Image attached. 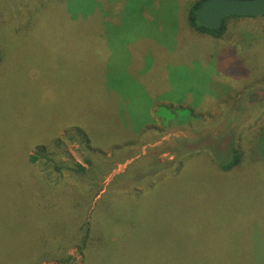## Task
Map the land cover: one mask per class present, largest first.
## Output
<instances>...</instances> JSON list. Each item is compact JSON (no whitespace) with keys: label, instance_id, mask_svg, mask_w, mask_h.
I'll use <instances>...</instances> for the list:
<instances>
[{"label":"rangeland","instance_id":"rangeland-1","mask_svg":"<svg viewBox=\"0 0 264 264\" xmlns=\"http://www.w3.org/2000/svg\"><path fill=\"white\" fill-rule=\"evenodd\" d=\"M103 1L104 39L97 22L83 20L91 0H0V183L25 193L0 194V264H30L50 230L81 218L66 202L52 220L39 210L45 196L17 172L28 149L60 165L79 193L100 186L89 212L102 240L86 264H264V162L253 159V140L264 135V15L226 18L215 40L188 26L199 0ZM120 101L140 125L128 151L82 145L80 125L97 142L118 137ZM174 115L187 122L159 124ZM229 133L245 158L233 171L202 154L179 176L140 179L151 166L176 172L180 142ZM77 166L90 177L85 189ZM34 170L53 178L40 160ZM76 247L35 264H82Z\"/></svg>","mask_w":264,"mask_h":264},{"label":"trees","instance_id":"trees-1","mask_svg":"<svg viewBox=\"0 0 264 264\" xmlns=\"http://www.w3.org/2000/svg\"><path fill=\"white\" fill-rule=\"evenodd\" d=\"M91 1L95 2L96 5L88 8L89 11L85 13L86 15L83 16V20L85 23H87L88 20L90 22L94 21L100 23V6L103 5L102 2L104 1ZM204 1L205 0H199L189 7L186 15L188 26L199 36H203L204 38L211 37L215 40H219L222 38L226 30L223 26L224 23L221 28L217 30L204 28L197 23L196 10ZM230 18L248 17H229V19ZM96 27H98L96 31H100V34L104 39L105 29L103 25H95V28ZM108 94L111 98L113 97V94H110L109 91L108 93L106 92L105 97H109ZM119 106L120 109L119 107L116 109V121L117 123H120V134L118 137L111 140V142H97V140L93 138L91 132L88 131L84 126L80 125L79 127H75V131L77 133L76 137H78L79 142L86 148H96L95 144H98L103 149H111L114 154L127 152L132 146L131 143H133V140L138 139L140 136V125L136 126L135 121L129 118L128 113L124 108L123 102L120 101ZM181 108L186 109L183 107ZM192 113L193 111L191 114ZM185 120H187V116L182 119H180L177 115H174L172 118L170 116L169 118L160 117L159 124H162L165 128H170L174 124H185L187 122ZM234 136L235 134L229 133L223 137V139H211L210 137H206L202 141H193L192 143L182 141L179 143L178 148H176L175 151L179 152V155L181 154V156L185 158L178 162L179 166L176 172L172 171L170 167H166V165H162V167L157 165V167H159L157 169L151 166V168L143 172L144 174L140 177V179L155 176L162 177L163 173L166 178L179 176L182 173L181 166L183 165V162L187 161L188 159L200 157L202 154L207 155L208 163L212 164L221 172H231L237 168L240 163H244L243 160L245 159L243 157L244 155L242 156L240 152L239 146L235 144ZM253 141V146L255 149L253 159L264 162V135H257ZM38 146H41V149H43L46 145ZM27 151L21 153L22 162L20 161L21 164L19 165V171H17L18 177L21 178L20 174L23 177L26 176V180L28 181V185H26L27 188L29 186L36 192V194L45 196L42 197L40 202L38 201L40 206L39 210L43 211L45 217H50V220H52L55 219L54 217L56 215L61 214V210L66 207L64 204V202H66L68 205L72 206L75 215H81L80 221L75 223L74 226L69 227L66 225L63 230H50L48 235L37 246L30 264H35L39 259L58 260L64 258L66 251L68 250L67 248L70 246H77L76 253L82 256V264H86L89 260L87 255L91 254L93 245L96 242V246L98 248V244L101 243L102 240L101 236H96L93 233L92 223H96V220L94 219L93 213L91 212L90 214L89 212L92 198H95V196L97 197L99 192H101L100 186L98 183L90 182L88 184L91 185L87 188V191L79 193L78 190H75L70 183L66 182L64 178H62L63 168L60 165L51 162V160L43 155L41 151L37 152L36 155L31 156L26 154ZM39 160L42 161L43 165L46 164V166L51 169L48 174L53 178L40 176L37 171L34 170V167ZM86 163L90 166L93 165L91 161ZM75 172L76 175L84 174V182H82L80 179H78V182L82 184L83 188L85 189L84 184H86L90 178L86 177L87 171L80 166H77ZM163 183L164 182L159 179V181H157L154 185H151L145 191L134 190L132 193L136 195L134 200L141 199L144 195L154 193V191L159 189ZM19 186L22 185L0 183V194L2 196H5L6 194H12L13 196L25 194L23 192L24 190ZM85 201H87L86 204ZM57 206L62 207V209L58 210ZM71 261V258H66L64 263L69 264Z\"/></svg>","mask_w":264,"mask_h":264},{"label":"water","instance_id":"water-1","mask_svg":"<svg viewBox=\"0 0 264 264\" xmlns=\"http://www.w3.org/2000/svg\"><path fill=\"white\" fill-rule=\"evenodd\" d=\"M264 15V0H205L196 10L197 23L207 29H220L229 17Z\"/></svg>","mask_w":264,"mask_h":264}]
</instances>
